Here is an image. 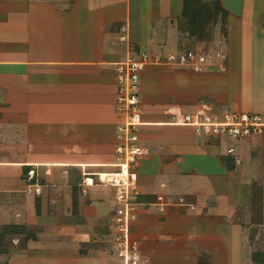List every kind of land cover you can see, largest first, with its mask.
I'll use <instances>...</instances> for the list:
<instances>
[{
    "label": "crops",
    "instance_id": "0c3cea01",
    "mask_svg": "<svg viewBox=\"0 0 264 264\" xmlns=\"http://www.w3.org/2000/svg\"><path fill=\"white\" fill-rule=\"evenodd\" d=\"M189 2L184 17V0H0V264H63L58 249L68 243L54 216L33 217L38 200L27 181L36 174L42 188L41 178L52 180L55 169L79 166L92 181L85 186H92V175L102 170L86 168L111 167L102 164L112 161L58 160L54 152L109 139L114 64L137 50L187 49L222 56L197 71L165 66L171 69L163 103L155 94L162 87L155 80L160 65L142 71L140 93L152 99L139 127L146 154L137 187L143 196L160 197L151 203L160 211L174 206L164 199H179L175 205L195 218L192 249L175 256L179 264H254L252 252L244 259L241 247L250 231L264 228V138L196 133L174 120L241 106L264 112V0ZM208 3L218 6L209 20L196 11ZM218 20L224 25L219 44L218 28L212 33L209 26ZM149 162L151 170L142 167ZM83 259L98 261L92 254Z\"/></svg>",
    "mask_w": 264,
    "mask_h": 264
},
{
    "label": "rangeland",
    "instance_id": "374dc122",
    "mask_svg": "<svg viewBox=\"0 0 264 264\" xmlns=\"http://www.w3.org/2000/svg\"><path fill=\"white\" fill-rule=\"evenodd\" d=\"M229 1L238 3L237 0ZM207 6V8H202L203 5L197 6L196 11L199 10V13H203L209 20V17L211 19L213 18L212 9L218 10V6L214 8L211 7L210 4ZM261 19L264 24V15ZM204 23L206 22L197 23V26H203ZM222 23L218 20L217 25H209L212 28V33L218 28V44L221 40L219 36L223 32L222 27L224 25ZM198 29H200V27H198ZM205 31L206 30L201 29L196 32L195 29L193 33L197 34L199 38H202L206 36L205 33H202ZM193 33L191 32V34ZM211 36L212 35L209 37ZM222 37L223 35H221V38ZM191 39V43H193L194 38H192V36ZM182 41H184L186 46L192 45L189 44V39L180 40L181 43ZM169 69L171 68L163 65L159 67L156 66L155 68V72H158L155 76V80H157V84L162 85L155 93L158 103L164 102L165 99L163 97H165L168 91L167 81L170 77L166 75V72H168ZM151 99V96L146 97L144 94H141L142 111H150L146 109V105L148 108L151 107V105H148L149 103L151 104ZM157 107L160 108L161 105L156 106V108ZM240 108L243 110V106ZM112 109L113 114L109 121V135L106 137H109V139H107L108 141L106 140L104 143L96 142L93 143V145L84 144L81 146L80 150L72 152L64 146L61 150L54 152L57 154L56 157L59 158L58 160L117 161L115 148L118 143L117 126L120 123L121 112L118 111L115 100ZM253 109L255 108L250 107L246 110L256 111V109ZM157 111H161V109ZM96 136L97 135H95V137ZM141 164L139 165L138 162L136 170L141 167ZM152 166V163L149 162L142 167L151 170L153 168ZM55 170L54 172L52 171V175H55L52 180H45L43 177L40 180V182H42V188L39 195L36 196L35 194L38 201H36L35 204L36 214H33V217L36 218L37 214L46 212L50 216L55 217L56 220L54 224L57 225V232L64 236L68 243L58 249L59 252H62L63 264H85L83 258L90 254L94 255L95 259L98 260L96 264H121V261L116 256L115 250L117 229L113 226L116 224L113 187L100 182L98 175H92L94 184L90 187H86L84 183L85 175H83L84 170L79 166L63 168L59 171ZM101 170L103 172L112 173L111 171L115 169L114 167H100L97 169L96 167H87L85 172ZM39 172L42 176L43 174H47L45 173L47 170ZM105 176L106 175L103 173L102 177L105 178ZM137 191L136 200L138 204L136 205L134 217L128 224V238L130 242H135L137 244L141 252L142 261L140 264H150L151 260H153V264H179V260H177L178 258L176 259L175 256L183 254L182 249H192V246H189V242H191L189 240L191 237L189 231L195 234L196 230H190L189 228L194 223L192 220H195V218L192 219L193 216H191V218L189 217L190 213L185 206L175 205L177 200L179 203V199H164L166 205L173 204L174 206L168 208L169 210L161 209L160 211L158 206H153V204H151L152 201H156V204L157 201L160 202L156 196H143L138 187ZM91 196L93 197L92 199H90ZM181 201L182 200H180V202ZM180 205H183V203ZM32 232H35V228L32 229ZM192 238H194V236H192ZM219 239L216 243H218L220 248L221 241ZM248 239L247 241V238H244L241 247L244 259L247 258L250 252H252V254L264 253V228L250 231ZM247 245L249 246L248 250H246ZM185 264H187V262ZM191 264L193 263L191 262ZM197 264H209V262H202L199 259ZM236 264H246V262H236ZM254 264L260 263L254 261Z\"/></svg>",
    "mask_w": 264,
    "mask_h": 264
},
{
    "label": "built area",
    "instance_id": "2783aa9c",
    "mask_svg": "<svg viewBox=\"0 0 264 264\" xmlns=\"http://www.w3.org/2000/svg\"><path fill=\"white\" fill-rule=\"evenodd\" d=\"M222 56L219 52L187 49L174 52H160L149 50L133 51L123 60L114 64V78L116 85L115 102L120 113L118 128V143L115 148L118 164L114 169L122 171V164L126 165V181L116 177L99 181L114 189L116 256L121 264H140L141 252L135 242L128 238L129 221L134 217L137 191L136 165L145 156V149L139 144V126L141 124L140 76L146 66H188L197 71L202 65L214 62ZM176 124L188 125L196 133L207 135L244 138H264V112L239 109L226 110L221 114L203 111L181 114L174 120ZM34 194L41 192L38 177L32 174L27 181ZM160 199V197L158 198Z\"/></svg>",
    "mask_w": 264,
    "mask_h": 264
},
{
    "label": "bare ground",
    "instance_id": "6f19581e",
    "mask_svg": "<svg viewBox=\"0 0 264 264\" xmlns=\"http://www.w3.org/2000/svg\"><path fill=\"white\" fill-rule=\"evenodd\" d=\"M139 124H146V122L142 119V114H141V123H139ZM140 125V126H141ZM139 126V127H140ZM139 139H140V129H139ZM102 165H104V166H111V167H116L118 164H116V161H114V162H112L111 164H102ZM122 166H123V168H122V171H119V172H117L116 170H113V171H111L112 173H110V177H108V178H113V177H116L117 179H120V180H123L124 182L126 181V175H127V168H126V165L124 164H122ZM85 175L87 174V173H84ZM95 175H98V176H100L101 177V179H104L103 177H102V174H103V171L102 172H96V173H94ZM106 178V177H105ZM87 179H90V178H86L85 180H84V183L86 184V185H90V184H92V181H90L89 183L87 182L88 180Z\"/></svg>",
    "mask_w": 264,
    "mask_h": 264
},
{
    "label": "trees",
    "instance_id": "16d2710c",
    "mask_svg": "<svg viewBox=\"0 0 264 264\" xmlns=\"http://www.w3.org/2000/svg\"><path fill=\"white\" fill-rule=\"evenodd\" d=\"M189 10H190V2H189V0H184L182 15L184 17L189 15ZM252 259L256 263L264 264V253L262 252V253H258V254H252Z\"/></svg>",
    "mask_w": 264,
    "mask_h": 264
}]
</instances>
